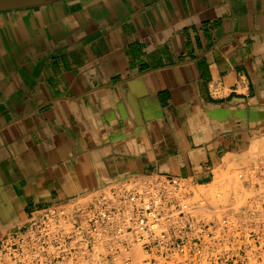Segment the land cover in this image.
<instances>
[{"label":"crops","instance_id":"1","mask_svg":"<svg viewBox=\"0 0 264 264\" xmlns=\"http://www.w3.org/2000/svg\"><path fill=\"white\" fill-rule=\"evenodd\" d=\"M263 140L264 0L0 13V242L134 176L210 186Z\"/></svg>","mask_w":264,"mask_h":264},{"label":"built area","instance_id":"2","mask_svg":"<svg viewBox=\"0 0 264 264\" xmlns=\"http://www.w3.org/2000/svg\"><path fill=\"white\" fill-rule=\"evenodd\" d=\"M212 204L179 177L134 176L30 219L0 264H264V154Z\"/></svg>","mask_w":264,"mask_h":264},{"label":"rangeland","instance_id":"3","mask_svg":"<svg viewBox=\"0 0 264 264\" xmlns=\"http://www.w3.org/2000/svg\"><path fill=\"white\" fill-rule=\"evenodd\" d=\"M264 154V140L254 144L250 153L241 160L242 164L255 162ZM235 165H228L224 171L217 174L215 182L210 186L190 187V191L195 194V200L201 196H205L212 204H225L231 194L238 191L237 183L233 180L235 176Z\"/></svg>","mask_w":264,"mask_h":264},{"label":"water","instance_id":"4","mask_svg":"<svg viewBox=\"0 0 264 264\" xmlns=\"http://www.w3.org/2000/svg\"><path fill=\"white\" fill-rule=\"evenodd\" d=\"M67 0H0V13L27 8H36Z\"/></svg>","mask_w":264,"mask_h":264},{"label":"bare ground","instance_id":"5","mask_svg":"<svg viewBox=\"0 0 264 264\" xmlns=\"http://www.w3.org/2000/svg\"><path fill=\"white\" fill-rule=\"evenodd\" d=\"M226 166V165H225Z\"/></svg>","mask_w":264,"mask_h":264}]
</instances>
